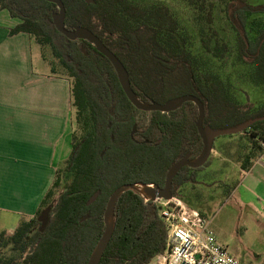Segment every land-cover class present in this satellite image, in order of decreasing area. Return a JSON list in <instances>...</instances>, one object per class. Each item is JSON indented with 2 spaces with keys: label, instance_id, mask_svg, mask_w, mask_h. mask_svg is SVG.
I'll return each instance as SVG.
<instances>
[{
  "label": "trees",
  "instance_id": "obj_1",
  "mask_svg": "<svg viewBox=\"0 0 264 264\" xmlns=\"http://www.w3.org/2000/svg\"><path fill=\"white\" fill-rule=\"evenodd\" d=\"M66 27L84 26L98 35L126 67L132 88L146 102L167 101L192 94L205 105V126L228 129L264 116V103L243 102L219 74L201 68V60L190 50L179 17L165 3L144 4L137 0H62ZM206 20L201 30L207 52L225 59L229 43L213 27L215 4L208 0H187ZM20 24L11 35L27 33L42 47H49L71 81L72 109L76 130L66 166L32 218H22L13 233H0V264H87L105 231L104 214L114 191L124 184L160 183L164 186L170 168L191 153L203 150L197 120L199 107L186 102L172 112L137 109L129 100L109 59L88 40H70L53 23L59 7L47 0H0ZM228 18L237 34V60L253 70L244 79L264 91V26L251 20L264 14V4L233 0ZM246 99V98H245ZM263 102V101H261ZM137 132L132 137L134 126ZM246 146L234 143L241 168L250 169L261 154L264 121L242 133ZM215 148V146H214ZM220 149V148H219ZM241 150V151H240ZM201 168L184 167L175 177L173 194L186 185H197ZM100 191L98 198L89 201ZM52 206L50 220L40 230V214ZM116 229L100 264H150L167 248L169 227L156 202L140 193L125 192L115 210ZM11 249V255L4 251Z\"/></svg>",
  "mask_w": 264,
  "mask_h": 264
},
{
  "label": "crops",
  "instance_id": "obj_2",
  "mask_svg": "<svg viewBox=\"0 0 264 264\" xmlns=\"http://www.w3.org/2000/svg\"><path fill=\"white\" fill-rule=\"evenodd\" d=\"M19 24L7 10L0 11V233H13L22 218L36 215L56 176L58 146L69 140L72 148L71 81L34 69V39L10 33ZM256 96L243 102L264 103ZM244 138H224L211 156L221 160L219 166L237 162L241 168L234 143L238 139L246 146ZM241 171L245 179L231 194H239L238 216L264 226V168L253 164ZM255 246L264 251V235Z\"/></svg>",
  "mask_w": 264,
  "mask_h": 264
},
{
  "label": "rangeland",
  "instance_id": "obj_3",
  "mask_svg": "<svg viewBox=\"0 0 264 264\" xmlns=\"http://www.w3.org/2000/svg\"><path fill=\"white\" fill-rule=\"evenodd\" d=\"M144 4L165 3L171 7L174 13L179 17L182 23V30L188 38L190 50L201 60V68L205 71L219 74L228 84L238 99L246 100L250 97L264 101V91L258 87L248 85L244 82L246 76L253 70L251 65L243 64L237 60V34L233 29L228 18L227 6L233 0H208L215 4V22L213 27L217 29L220 35L229 43L230 52L225 59H218L207 52L202 44L201 30L206 29L208 24L206 20H201L198 16L200 12L187 0H137ZM247 2L258 5L264 4V0H246ZM251 20L264 23V14L252 16ZM264 26V24H263ZM33 66L40 73L53 74L51 61H55L52 51L49 47H42L36 40L33 43ZM57 75L66 77L65 69L56 63ZM75 110L72 113V127L70 134L76 130ZM230 136V135H228ZM228 136L219 137L215 142L214 150L221 147L222 141ZM244 137V135H237ZM239 138V137H237ZM246 139V138H244ZM247 140V139H246ZM238 141V139H237ZM236 141V142H237ZM62 145L61 148H59ZM72 148L69 140L58 146L54 168L62 170L63 183L59 191H62L69 183L66 166L71 155ZM210 165L204 167L198 173V186L193 191V185L189 184L183 187L179 192V197L190 208L200 212L211 221V227L215 232L218 242L228 248V250L239 260L240 264H264V251L257 250V240L264 235V226L259 225L253 218L238 216L237 208L239 198H233L235 186L245 179L241 168L237 162H230L227 166L220 165L221 160L210 157ZM253 176H256L253 173ZM240 200V199H239ZM5 255H11V249L4 251ZM2 253H0V256ZM150 264H156L155 259Z\"/></svg>",
  "mask_w": 264,
  "mask_h": 264
},
{
  "label": "water",
  "instance_id": "obj_4",
  "mask_svg": "<svg viewBox=\"0 0 264 264\" xmlns=\"http://www.w3.org/2000/svg\"><path fill=\"white\" fill-rule=\"evenodd\" d=\"M49 2H53L58 5L59 12L53 14V23L58 29L60 33L65 35L70 40H88L92 44H94L97 50L106 56L109 61L112 63L115 68L119 81L123 90L125 91L129 100L134 104V106L146 112L150 111H160V112H172L181 108L186 102H194L199 107V117L197 120V127L199 130V134L203 140V150L201 154L196 158H191L192 154L188 153L184 158L175 163L167 173L166 180L164 186H161L158 183H145V182H137L131 184H124L117 188L114 193L111 195L107 207L104 214L105 221V231L99 240L95 250L91 254L87 264H100L102 257L109 246V243L113 237V234L116 229V217L115 210L116 205L119 198L127 191H135L140 193L147 201H156L157 199H171L173 194V182L177 174L186 166L198 169L207 164L209 161L213 151L215 142L219 137L234 135L238 133H242L246 129L250 128L253 124L264 121V116L249 120L248 122L228 129H213L210 126L204 125V120L206 116V108L201 99L192 94H187L184 96H180L174 99L167 101L165 104L150 101L146 102L140 99L137 93L134 91L131 85L129 73L122 63V61L116 56V54L110 50L106 46V44L102 41V39L96 35L92 30L84 26H77L73 29H69L66 27V7L62 0H47ZM88 3H94V0H86ZM137 132V125L134 126L132 137ZM100 191L96 192V194L89 201V205H91L99 196ZM52 206H49L45 209L40 216L38 217V221L41 223L40 230L44 231L47 227L50 220V211Z\"/></svg>",
  "mask_w": 264,
  "mask_h": 264
},
{
  "label": "built area",
  "instance_id": "obj_5",
  "mask_svg": "<svg viewBox=\"0 0 264 264\" xmlns=\"http://www.w3.org/2000/svg\"><path fill=\"white\" fill-rule=\"evenodd\" d=\"M254 164L264 168V140ZM154 202L169 227L166 251L154 258L156 264H240L218 242L209 220L187 206L179 196Z\"/></svg>",
  "mask_w": 264,
  "mask_h": 264
},
{
  "label": "flooded vegetation",
  "instance_id": "obj_6",
  "mask_svg": "<svg viewBox=\"0 0 264 264\" xmlns=\"http://www.w3.org/2000/svg\"><path fill=\"white\" fill-rule=\"evenodd\" d=\"M156 183V182H155ZM158 184H160V183H158ZM161 185V184H160Z\"/></svg>",
  "mask_w": 264,
  "mask_h": 264
}]
</instances>
